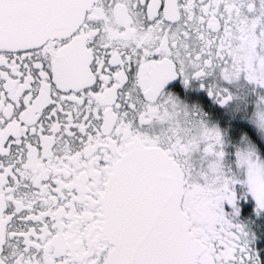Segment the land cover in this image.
I'll use <instances>...</instances> for the list:
<instances>
[{
	"label": "snow or ice",
	"instance_id": "snow-or-ice-1",
	"mask_svg": "<svg viewBox=\"0 0 264 264\" xmlns=\"http://www.w3.org/2000/svg\"><path fill=\"white\" fill-rule=\"evenodd\" d=\"M244 221L264 0H0V264H264Z\"/></svg>",
	"mask_w": 264,
	"mask_h": 264
},
{
	"label": "flooded vegetation",
	"instance_id": "flooded-vegetation-1",
	"mask_svg": "<svg viewBox=\"0 0 264 264\" xmlns=\"http://www.w3.org/2000/svg\"><path fill=\"white\" fill-rule=\"evenodd\" d=\"M241 39L244 41L245 44H248L253 50H254V38L251 36H243ZM241 89V94H243V86H240ZM245 225L247 226V229L250 232L256 233L257 234V239L255 241L254 247L261 253L262 259H264V234H262L261 229H255L253 223H250L248 221H244Z\"/></svg>",
	"mask_w": 264,
	"mask_h": 264
},
{
	"label": "rangeland",
	"instance_id": "rangeland-1",
	"mask_svg": "<svg viewBox=\"0 0 264 264\" xmlns=\"http://www.w3.org/2000/svg\"><path fill=\"white\" fill-rule=\"evenodd\" d=\"M254 224H255V223H253V225H254ZM254 228H255V229H261L260 226L257 225V224H255Z\"/></svg>",
	"mask_w": 264,
	"mask_h": 264
}]
</instances>
